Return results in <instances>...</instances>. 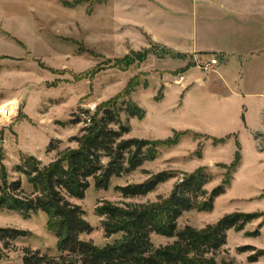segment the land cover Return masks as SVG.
Here are the masks:
<instances>
[{"label":"rangeland","instance_id":"rangeland-1","mask_svg":"<svg viewBox=\"0 0 264 264\" xmlns=\"http://www.w3.org/2000/svg\"><path fill=\"white\" fill-rule=\"evenodd\" d=\"M11 2L13 19H7ZM241 2L237 4L248 13L224 28L218 0H3L0 108L10 104L18 113L0 116V186L20 181L19 196L34 197L20 166L32 157L44 168L76 148L73 139L82 136L86 124L72 121L88 118L83 111L123 106L121 118L130 128L124 138L157 142V152L132 174L113 178L109 188H96L91 181L83 199H70L84 209L93 227L82 239L103 247L121 238L105 231V217L98 214L104 203L160 206L186 174L205 169L213 175L208 192L226 181L230 185L212 209L185 212L178 219L179 229L200 230L229 214L256 213L243 229L228 231L227 243L208 257H214L215 264H264V119L261 129L252 133L258 98H218L220 86L209 83L214 74L198 68L200 60L174 52V45L190 46L196 40L209 49L224 44L238 48L248 62L247 86L252 87L250 78L259 82L253 88L264 91V0ZM145 28L171 46L155 43ZM187 67H196L194 77L205 78L206 86L194 84L183 96L175 84ZM245 101L248 109H241ZM126 102L139 106L142 114L129 116ZM212 138L224 141L214 144ZM162 172L174 177L146 196L127 198L120 190ZM1 229L25 235L3 239L0 234V264H22L27 249L61 255L50 217L43 212L28 217L0 208ZM151 239L155 247L176 240L159 235ZM248 246L254 249L246 250Z\"/></svg>","mask_w":264,"mask_h":264},{"label":"trees","instance_id":"trees-1","mask_svg":"<svg viewBox=\"0 0 264 264\" xmlns=\"http://www.w3.org/2000/svg\"><path fill=\"white\" fill-rule=\"evenodd\" d=\"M126 105L129 116L142 114L139 106L130 102ZM122 109L123 106L117 108L106 104L93 113L83 111L88 118L72 121V124H86L82 136L73 139L76 148L44 168L38 167L35 158L27 159L20 170L23 169L33 185L34 197L19 196L20 181L0 186V208L28 217L37 212L45 213L58 238L60 257L27 249L22 264H215L214 257L208 256H215L227 243L228 231L243 229L258 217L256 213H233L200 230L192 226L179 229L178 219L185 212L212 209L215 199L225 194L230 185L226 181L208 192L206 186L212 182L213 175L199 169L186 174L160 206L120 208L110 202L104 203L98 208V214L105 217V231L108 236L121 234V238L103 247L83 240L82 236L91 233L93 227L86 220L84 209L70 199H83L91 181L96 188H109L113 178L132 174L153 160L157 152V142L124 138L130 128L121 118ZM212 139L214 144L224 141ZM240 159L238 153L233 165L237 166ZM173 177L172 173L162 172L144 183L120 190L127 198L146 196ZM202 199L205 200L201 202ZM0 234L3 239L25 235L15 229H1ZM152 235L176 240L155 247ZM245 249L254 248L248 246ZM261 254H264L263 250ZM256 259L257 256L252 258L253 261Z\"/></svg>","mask_w":264,"mask_h":264},{"label":"crops","instance_id":"crops-1","mask_svg":"<svg viewBox=\"0 0 264 264\" xmlns=\"http://www.w3.org/2000/svg\"><path fill=\"white\" fill-rule=\"evenodd\" d=\"M2 2L3 0H0V5L2 4ZM218 2V8L221 10V13L219 14V21L220 24L224 26V28H227V24H229L230 26L232 24H236L241 16L245 15L244 13H248L242 11V6L237 4V2L242 3L241 0H218ZM12 9L13 6L11 2V4H9V8L7 9L9 11H5V18L13 19V11H11ZM203 17L208 18L209 15L205 14ZM167 19L168 18H165L163 20ZM146 31H148L149 35H152L153 41L155 43L166 47L171 46L170 43H168L166 40H163V38H161L157 32L153 30L151 31L150 29L148 30V28L146 29ZM225 45L226 44L220 45V47H218L217 49H209L201 43H198V41L196 40L195 43L190 46H187L183 43L174 45L175 50H173L180 56L187 57L192 61L200 60V62L209 60V53L215 55V57L218 59V64L215 65L211 70L206 71V73L211 72L212 74H214V78L209 79V83H211V85L212 83H216V85L220 86L216 88H219V91L216 92L218 98H238L242 100H246L248 98H258L257 103L260 107L258 115L255 119L253 118V120L255 121V125L253 127L255 128L252 129V133H254L257 129H261L260 125L262 120L264 119V91L259 90L258 87H255L256 89L253 88L256 84V86H258L259 82L255 83L256 80L250 78H248V80H250L249 82L251 83L252 87L250 88L247 86V78L244 77V66L245 64L247 65L248 62L245 63V61L243 60V55L240 53L238 48L230 49ZM194 68L196 67H187L184 76L182 75L184 78L181 83L179 82L175 84L183 89V96L184 93H186L194 84H199L202 87L206 86L205 78L196 75L194 77ZM198 68L200 67L198 66ZM229 69L233 70V73H228L227 71ZM193 77L194 79L190 81ZM241 103V109H248L247 101Z\"/></svg>","mask_w":264,"mask_h":264},{"label":"built area","instance_id":"built-area-1","mask_svg":"<svg viewBox=\"0 0 264 264\" xmlns=\"http://www.w3.org/2000/svg\"><path fill=\"white\" fill-rule=\"evenodd\" d=\"M217 64H218V59L216 57H212L209 60L202 62L199 65V67L203 69L204 71H209ZM183 78L184 77L182 76L179 82H181ZM17 113H18L17 110H14L10 104H6L2 106V109H0V116L2 118H10L13 115H17Z\"/></svg>","mask_w":264,"mask_h":264},{"label":"bare ground","instance_id":"bare-ground-1","mask_svg":"<svg viewBox=\"0 0 264 264\" xmlns=\"http://www.w3.org/2000/svg\"><path fill=\"white\" fill-rule=\"evenodd\" d=\"M0 109H2V107Z\"/></svg>","mask_w":264,"mask_h":264}]
</instances>
